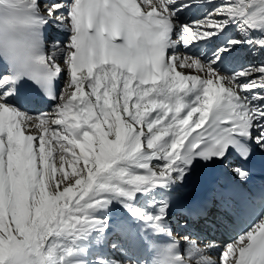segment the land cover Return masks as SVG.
Listing matches in <instances>:
<instances>
[{
    "label": "snow or ice",
    "instance_id": "snow-or-ice-1",
    "mask_svg": "<svg viewBox=\"0 0 264 264\" xmlns=\"http://www.w3.org/2000/svg\"><path fill=\"white\" fill-rule=\"evenodd\" d=\"M257 157L264 0H0V264H264Z\"/></svg>",
    "mask_w": 264,
    "mask_h": 264
},
{
    "label": "bare ground",
    "instance_id": "bare-ground-1",
    "mask_svg": "<svg viewBox=\"0 0 264 264\" xmlns=\"http://www.w3.org/2000/svg\"><path fill=\"white\" fill-rule=\"evenodd\" d=\"M28 111H31L33 114H36L40 111H48L49 110V103L45 102L43 104L37 103L36 105H28L27 108H25ZM151 253H149V256Z\"/></svg>",
    "mask_w": 264,
    "mask_h": 264
}]
</instances>
